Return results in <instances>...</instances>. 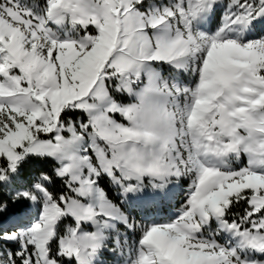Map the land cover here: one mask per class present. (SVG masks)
<instances>
[{"label": "snow or ice", "instance_id": "obj_1", "mask_svg": "<svg viewBox=\"0 0 264 264\" xmlns=\"http://www.w3.org/2000/svg\"><path fill=\"white\" fill-rule=\"evenodd\" d=\"M0 264H264V0H0Z\"/></svg>", "mask_w": 264, "mask_h": 264}, {"label": "rangeland", "instance_id": "obj_2", "mask_svg": "<svg viewBox=\"0 0 264 264\" xmlns=\"http://www.w3.org/2000/svg\"><path fill=\"white\" fill-rule=\"evenodd\" d=\"M109 260H111V258H109Z\"/></svg>", "mask_w": 264, "mask_h": 264}]
</instances>
